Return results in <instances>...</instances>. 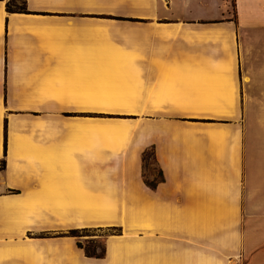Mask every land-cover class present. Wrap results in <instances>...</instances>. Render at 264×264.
Segmentation results:
<instances>
[{
    "label": "crops",
    "instance_id": "1",
    "mask_svg": "<svg viewBox=\"0 0 264 264\" xmlns=\"http://www.w3.org/2000/svg\"><path fill=\"white\" fill-rule=\"evenodd\" d=\"M8 1L0 264H264V0Z\"/></svg>",
    "mask_w": 264,
    "mask_h": 264
},
{
    "label": "rangeland",
    "instance_id": "2",
    "mask_svg": "<svg viewBox=\"0 0 264 264\" xmlns=\"http://www.w3.org/2000/svg\"><path fill=\"white\" fill-rule=\"evenodd\" d=\"M24 0H11L14 7H19L22 5ZM257 115H264V109H256ZM125 126H113L112 132L113 134H122L125 132ZM104 128L98 125V132H103ZM145 165H146V175L149 174V168H156L154 162V156L152 150L148 151L145 155ZM113 230V229H112ZM110 229L91 227L89 230L78 231L77 234L80 235V242L86 245L88 248L93 249L95 246L102 248L104 246V231H112ZM114 231V230H113Z\"/></svg>",
    "mask_w": 264,
    "mask_h": 264
},
{
    "label": "trees",
    "instance_id": "3",
    "mask_svg": "<svg viewBox=\"0 0 264 264\" xmlns=\"http://www.w3.org/2000/svg\"><path fill=\"white\" fill-rule=\"evenodd\" d=\"M14 4H12L11 0L8 1V9L9 10H25V2L23 1L22 5L19 6V7H14L13 6ZM0 166L1 167H4L5 166V160L4 159H0ZM152 185L155 184V180H152V181H149ZM115 229V228H114ZM84 231V230H89V227H85V228H82V229H72L71 232L73 233H76L78 231ZM79 244L83 245L81 242H79ZM86 250L88 252V254H91V255H101L104 253V246L102 248L98 247V246H95L93 249H90L86 246Z\"/></svg>",
    "mask_w": 264,
    "mask_h": 264
}]
</instances>
